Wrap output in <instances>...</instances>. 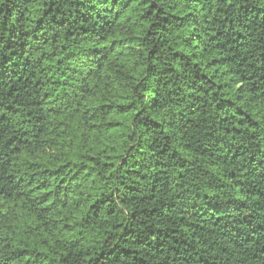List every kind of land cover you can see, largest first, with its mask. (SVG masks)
<instances>
[{
  "label": "trees",
  "instance_id": "obj_1",
  "mask_svg": "<svg viewBox=\"0 0 264 264\" xmlns=\"http://www.w3.org/2000/svg\"><path fill=\"white\" fill-rule=\"evenodd\" d=\"M0 264H264V0H0Z\"/></svg>",
  "mask_w": 264,
  "mask_h": 264
}]
</instances>
